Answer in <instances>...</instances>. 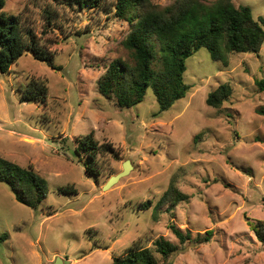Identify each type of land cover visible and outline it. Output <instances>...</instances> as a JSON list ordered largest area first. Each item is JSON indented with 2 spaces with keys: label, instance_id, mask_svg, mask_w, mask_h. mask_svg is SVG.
<instances>
[{
  "label": "rangeland",
  "instance_id": "1",
  "mask_svg": "<svg viewBox=\"0 0 264 264\" xmlns=\"http://www.w3.org/2000/svg\"><path fill=\"white\" fill-rule=\"evenodd\" d=\"M234 2L264 17V0ZM114 4L81 10L52 0L5 2L8 13L34 26L60 69L26 52L0 72V155L32 167L49 186L34 209L0 180V232L9 234L0 241V264H53L57 257L111 264L130 246H152L160 236L181 248L170 264H264V244L251 227L264 220V91L256 82L264 78V46L231 54L227 67L203 47L186 62L188 94L169 109L161 110L152 87L139 104L119 107L98 89L112 60L133 63L121 44L129 24ZM46 6L58 11L47 31ZM32 79L45 83L46 100H22L21 87ZM226 82L232 95L220 108L209 106V93ZM91 132L116 151L99 157L98 175L86 172L75 151L76 139ZM126 160L130 172L104 189ZM171 182L190 198L156 210ZM66 185L78 193L60 192ZM171 223L194 237L214 233L208 242L182 245Z\"/></svg>",
  "mask_w": 264,
  "mask_h": 264
},
{
  "label": "trees",
  "instance_id": "2",
  "mask_svg": "<svg viewBox=\"0 0 264 264\" xmlns=\"http://www.w3.org/2000/svg\"><path fill=\"white\" fill-rule=\"evenodd\" d=\"M57 5H69L79 9H97L105 0H52ZM6 0H0V72L10 67L26 52L55 69L53 53L44 46L34 26L21 14H10L5 9ZM115 15L129 24L121 40L130 53L133 63L121 58L112 60L98 78L99 92L115 97L119 107H131L143 101L152 87L161 110L169 109L177 100L184 98L190 86L184 80L187 59L199 49L209 50L215 61L224 67L230 64V55L241 52L258 53L264 46V17L255 18L248 5L237 6L234 0H173L159 4L154 0H115ZM58 11L44 8L46 31L53 26ZM157 63L158 67H155ZM264 91V78L256 81ZM22 100L40 102L47 98L44 82L32 79L21 87ZM233 93L229 83L220 84L207 97V104L220 108ZM264 114V110L261 111ZM75 151L85 159L86 172L99 174V157L114 154L111 142L100 143L94 132L81 135L75 141ZM0 180L9 184L16 199L37 209L47 197L48 181L32 167H25L0 155ZM60 192L78 193L74 185L61 186ZM190 198L189 194L171 182L156 210L163 204L170 207ZM151 201L143 203L149 209ZM257 239L264 244V220L251 223ZM180 244L204 243L212 239L213 230L193 236L175 223L170 224ZM9 234L0 232V241ZM180 246L160 236L152 246L134 244L123 254L113 257L111 264H170L171 257Z\"/></svg>",
  "mask_w": 264,
  "mask_h": 264
},
{
  "label": "water",
  "instance_id": "3",
  "mask_svg": "<svg viewBox=\"0 0 264 264\" xmlns=\"http://www.w3.org/2000/svg\"><path fill=\"white\" fill-rule=\"evenodd\" d=\"M132 164H131V161L130 160H126L124 162V165H123V170L113 176H111L107 183L104 185V189H107L109 188L110 186H112L113 184H115L116 182H118L123 176L127 175L131 168H132ZM53 264H65L64 263V260L61 258V257H57L55 262H53Z\"/></svg>",
  "mask_w": 264,
  "mask_h": 264
}]
</instances>
